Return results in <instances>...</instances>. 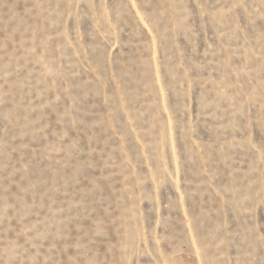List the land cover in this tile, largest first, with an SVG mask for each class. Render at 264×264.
I'll return each mask as SVG.
<instances>
[{"label":"rangeland","instance_id":"obj_1","mask_svg":"<svg viewBox=\"0 0 264 264\" xmlns=\"http://www.w3.org/2000/svg\"><path fill=\"white\" fill-rule=\"evenodd\" d=\"M0 264H264V0H0Z\"/></svg>","mask_w":264,"mask_h":264}]
</instances>
